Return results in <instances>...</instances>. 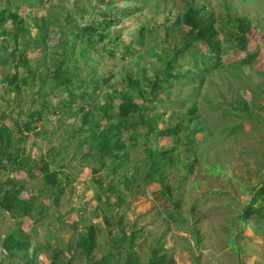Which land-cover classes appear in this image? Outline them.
I'll return each instance as SVG.
<instances>
[{
	"label": "rangeland",
	"instance_id": "1",
	"mask_svg": "<svg viewBox=\"0 0 264 264\" xmlns=\"http://www.w3.org/2000/svg\"><path fill=\"white\" fill-rule=\"evenodd\" d=\"M190 6L214 18L220 63L204 46L185 48L179 18ZM230 16L251 23L247 52L227 41ZM104 18L114 24L78 37ZM123 96L144 113L122 128L123 150L102 154L95 136L119 123ZM26 123L34 130H20ZM3 128L23 165L6 162L0 184L22 185L33 211L0 208V264H11L1 244L17 230L31 249L12 264H127L129 251L138 264H264V221L239 218L264 185V0H0ZM168 128L179 135L158 136ZM150 148H174L173 162L152 174ZM90 227L91 259L77 248Z\"/></svg>",
	"mask_w": 264,
	"mask_h": 264
},
{
	"label": "trees",
	"instance_id": "2",
	"mask_svg": "<svg viewBox=\"0 0 264 264\" xmlns=\"http://www.w3.org/2000/svg\"><path fill=\"white\" fill-rule=\"evenodd\" d=\"M9 18L17 23L19 16L16 14H10ZM4 19V18H3ZM179 22L185 30L184 45L185 48H189L192 45L204 46L211 56L217 57V62H221L222 56V42L219 40L220 31L215 26V20L212 16H202L201 13L194 7L190 6L184 14L179 18ZM114 24L111 18H104L97 23H93L90 26L85 27L78 37L81 40H85L88 36L91 37L93 34H97L99 31H105L106 28ZM227 32H224L227 41L234 44L240 52H247L250 44V33L251 23L245 17L230 16L226 22ZM102 38V36H100ZM257 54L248 55L244 60L243 64H252ZM24 61V60H23ZM25 64V61H24ZM177 65V60L174 59L168 64L169 72L168 77H172L171 71ZM54 77L59 79L61 77L65 86L72 83L71 78L65 76L60 67H58L53 74ZM13 81H17V76H13ZM132 81V80H130ZM162 83V84H161ZM163 82L156 81L152 85V91L156 92L158 89H162ZM122 102L118 109L119 123L117 125L111 124L110 128L95 136L98 139V145L95 147L99 149L102 154H111L113 150H123L124 146L121 142V130H129L131 127L137 125L136 122H130V117L134 115H143L144 110L141 106L135 103L132 99L127 96H123ZM191 115V114H190ZM188 116V120L191 122L192 118ZM35 117V115H33ZM112 121V117L109 118ZM144 122V121H143ZM140 122V123H143ZM20 130L33 131L34 127L30 123L23 124L20 126ZM196 131H200V128H196ZM180 133L178 128H168L159 132V137H177ZM112 138H116V142ZM13 147L11 136L8 130L5 128L0 129V173L7 171L6 162L13 165H23L19 158L13 157L10 154V150ZM150 156L152 165L154 167L153 173H157L159 169L164 167L165 164L173 162L172 150H160L159 148H150ZM40 175L43 177L45 183L49 186L58 185V176L54 172H50V166L47 162H42L39 168ZM31 175V174H30ZM22 191V185L19 186L15 183H8L6 185L0 184V208L3 211L12 214V216L26 218L31 216L33 211V203L31 200H23L19 194ZM240 220L249 221H264V185L259 188L250 200V203L243 209L242 214L239 215ZM96 230L94 227H90L86 233L81 234L77 243V248L81 250L82 254L86 258H90L93 255L96 247ZM3 258L7 259L9 263H15L17 259V253H26L31 249L29 239L21 230H17L9 235L3 244H1ZM110 256L102 259L97 264H111ZM165 258L154 257L150 264H164ZM16 264H33V261H27L25 263ZM127 264H138L132 251L128 252Z\"/></svg>",
	"mask_w": 264,
	"mask_h": 264
}]
</instances>
